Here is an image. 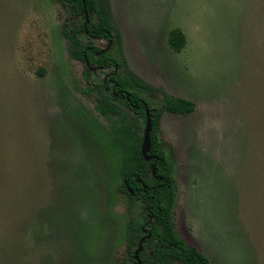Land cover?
I'll list each match as a JSON object with an SVG mask.
<instances>
[{
  "label": "rangeland",
  "instance_id": "1",
  "mask_svg": "<svg viewBox=\"0 0 264 264\" xmlns=\"http://www.w3.org/2000/svg\"><path fill=\"white\" fill-rule=\"evenodd\" d=\"M97 7L117 74L150 87L129 93L152 110L164 95L195 104L162 113L156 130L175 180L174 232L213 264H264V0ZM81 22L56 0H0V264H129L140 204L118 190L113 126L84 93L112 67L85 79L67 52L62 27ZM173 28L186 38L179 53L167 44ZM126 112L142 136L144 121Z\"/></svg>",
  "mask_w": 264,
  "mask_h": 264
},
{
  "label": "trees",
  "instance_id": "2",
  "mask_svg": "<svg viewBox=\"0 0 264 264\" xmlns=\"http://www.w3.org/2000/svg\"><path fill=\"white\" fill-rule=\"evenodd\" d=\"M64 4L69 12V16L82 22L73 25L71 28L62 27V34L67 40L68 55L74 59L84 62V56L89 61L96 64H102L106 61L103 57L95 59L96 49H92L89 44H84L80 40V35L84 34V9L81 0H56ZM85 9L89 13L90 25L86 30L90 34L96 35L101 40L112 42V26L108 19L99 12L97 0H84ZM91 14H95L96 20L91 21ZM167 44L169 48L179 53L186 44L184 32L179 28L171 29L167 34ZM119 68V64L114 61ZM90 71L85 67L83 77L86 79ZM117 82L120 88L127 91L132 87L150 89L131 73L120 77L116 74ZM106 83L101 79L92 89H85L84 93H94L96 95L95 111L108 119L113 126L112 142L119 149L116 162H114L112 173L119 177L121 182L118 190L124 193L129 203L139 202V218L134 223L128 224L125 235L127 242L126 251L129 257V264H137L133 259L132 249L137 247L138 241L136 233H140V227H145L150 233V238L143 244V249L139 253L141 264H213L204 254L200 253L195 247L188 246L174 232L172 224L171 207L174 202L175 180L170 174L168 162L164 156L163 150L156 139V130L161 114L164 112L175 115H190L195 110V104L191 100L164 95L163 105L158 110L149 108L152 131L150 134L151 148L150 155L153 158L150 162H144L140 154V145L142 137L139 135L137 122L134 118L129 117L126 110L129 105L126 101H119L111 93L104 90ZM94 91V92H92ZM123 99V97H122ZM139 98L135 92L130 93V103L138 104ZM121 102V103H120ZM124 104L125 108L120 104ZM131 111V110H129ZM132 111L139 115L145 122L144 113L141 105L139 111ZM155 165V177L152 175V165ZM108 176V175H107ZM109 177V176H108ZM106 177V178H108ZM141 180L148 189L143 190L137 182ZM125 184L132 189L133 196L127 193ZM125 264V263H121Z\"/></svg>",
  "mask_w": 264,
  "mask_h": 264
},
{
  "label": "flooded vegetation",
  "instance_id": "3",
  "mask_svg": "<svg viewBox=\"0 0 264 264\" xmlns=\"http://www.w3.org/2000/svg\"><path fill=\"white\" fill-rule=\"evenodd\" d=\"M84 9V8H83ZM86 10V9H85ZM88 13V12H87ZM83 16H84V20H85V23H84V34H82V35H80L79 37H80V40H81V37L82 38H84V39H86V42L84 43V44H89L90 45V47L92 48V49H96L97 51L95 52V59H97V58H99V57H103L104 59H106V61H102V64H96L94 61H89L88 59H87V57L85 56V55H83L84 56V58H86L87 59V61H88V63H89V67H91V68H94L95 69V71H90L89 70V67L88 66H86V64H85V59H84V62H82L83 64H84V69H85V67L90 71V73L91 72H100V71H104V70H108L110 67H112V71L110 72H107L105 75H104V77L102 78V80H103V83H106V86L104 87V90H105V92H107V93H111L114 97H116V98H119L120 100L119 101H126L127 103H128V105H129V110H131L132 111V109L133 110H135V111H139V105H141V107H142V110H143V113H144V105H146L147 107H148V105L145 103V102H143V101H141L140 99H139V101H138V104H132V103H130V93L128 92V91H125L124 89H122V88H120V84L117 82V79H116V74H117V71H118V67H117V65L114 63V61L113 60H109L107 57H106V53L109 51V49H110V47L112 46V42H107L106 40H101V39H99L96 35H94V34H90V33H88L87 32V30H86V26L87 25H90V20L89 21H86V18H85V15L83 14ZM88 16H89V13H88ZM79 26V25H78ZM83 40V39H82ZM81 40V41H82ZM94 40H100V41H105L106 42V47L104 48V49H98L97 47H95V46H93L92 45V41H94ZM83 42V41H82ZM110 44V46H109V48H108V50H106L107 49V47H108V45ZM76 61H78V60H76ZM81 62V61H80ZM100 68V69H99ZM93 88V87H92ZM129 94V100H127L126 99V97H125V94ZM122 97H123V99H122ZM120 102V103H121ZM119 103V104H120ZM122 107H125V105L124 104H120ZM134 106H137L138 108L137 109H135L134 108ZM148 109H149V107H148ZM133 112V111H132ZM134 113V112H133ZM150 113V112H149ZM135 114V113H134ZM144 117H145V115H144ZM145 123V122H144ZM140 184V183H139ZM141 185V184H140ZM148 189V188H147ZM133 196V195H132ZM140 234H142V236L139 238V240L142 238V237H144V236H146L147 234H148V229L147 228H145V227H140ZM139 240H138V242H139ZM145 243V242H144ZM137 248V247H136Z\"/></svg>",
  "mask_w": 264,
  "mask_h": 264
},
{
  "label": "water",
  "instance_id": "4",
  "mask_svg": "<svg viewBox=\"0 0 264 264\" xmlns=\"http://www.w3.org/2000/svg\"><path fill=\"white\" fill-rule=\"evenodd\" d=\"M82 4H83V8H84V15L86 18V21H89V16L87 11L85 10V3L84 0H81ZM110 44L108 45L107 49L109 48ZM85 59V64L86 66L89 67V63L87 61L86 58ZM100 69V68H99ZM90 71H95L94 68L89 67ZM125 97L127 100H129V94H125ZM144 107V115H145V123H144V129H143V133H142V140H141V145H140V154L142 159L144 160V162H150L151 160H153L154 157H152L149 153H150V148H151V138H150V134L152 131V125H151V117H150V113H149V109L146 105L143 106ZM135 109H137V106H134ZM152 171V175L155 177V165H152L151 168ZM138 183L141 184V187L143 190H146L148 187L141 181V180H137ZM127 193L132 196L133 195V191L131 188H129L126 184H125ZM150 233H148L146 236L142 237L137 245V248L135 249L134 253H133V259L137 264H141L140 263V259H139V253L142 251L143 249V244L146 240H148L150 238Z\"/></svg>",
  "mask_w": 264,
  "mask_h": 264
}]
</instances>
